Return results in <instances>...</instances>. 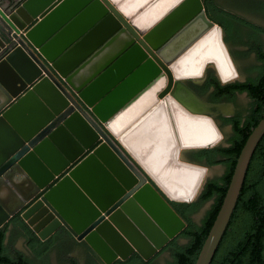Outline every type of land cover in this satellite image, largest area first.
<instances>
[{"label":"water","instance_id":"obj_1","mask_svg":"<svg viewBox=\"0 0 264 264\" xmlns=\"http://www.w3.org/2000/svg\"><path fill=\"white\" fill-rule=\"evenodd\" d=\"M224 36L203 0H0V227L63 225L105 264L162 250L187 226L170 202L208 181L187 154L224 140L185 85L239 79ZM263 137L264 117L195 264L212 263Z\"/></svg>","mask_w":264,"mask_h":264},{"label":"trees","instance_id":"obj_2","mask_svg":"<svg viewBox=\"0 0 264 264\" xmlns=\"http://www.w3.org/2000/svg\"><path fill=\"white\" fill-rule=\"evenodd\" d=\"M208 17L222 26L224 31L230 30V20L237 19L264 31L261 27L251 24L226 12L214 0H203ZM258 58L263 63L259 76L246 82L222 84L217 78H212L208 86H215L217 98L221 96L234 100L237 93H246L253 101L246 117L241 114L227 118L226 123L233 128V135L228 147L201 149L197 155L199 161L205 160L208 166L223 164L226 171L220 179L208 180L199 198L192 203L172 202L177 213L187 223L180 236L189 240L187 245L173 249L174 261L171 264H195L201 249L208 237L214 222L221 210L227 191L235 172L238 158L254 128L264 117V51L258 50ZM212 202L202 224H196L191 214L199 210L205 203ZM9 223L0 227V264H50L47 250L43 249L46 241L33 235L29 244L34 258H29L20 252L7 251ZM29 233H32L30 229ZM14 245L15 239H11ZM60 260L64 264H78L75 258H68L61 253ZM211 264H264V137L259 142L247 176L231 218L228 228L221 240Z\"/></svg>","mask_w":264,"mask_h":264},{"label":"flooded vegetation","instance_id":"obj_3","mask_svg":"<svg viewBox=\"0 0 264 264\" xmlns=\"http://www.w3.org/2000/svg\"><path fill=\"white\" fill-rule=\"evenodd\" d=\"M214 1L218 5V7H221L223 10L229 12L231 15L239 17L240 19H245L251 24H254L245 15L239 12L238 9L227 7L217 2L216 0ZM236 3L237 5L240 6L244 5V7H248L250 9L254 8V9L264 10V1L237 0ZM229 28L230 30L225 31L224 39L229 47L230 53L237 65L238 70H239L238 60L242 58L244 59L245 56H248L249 54H254L258 61V66L255 68L256 71H254V73L256 72V74L258 75V73H260L261 66H263V63L259 60L257 51L258 50L264 51V31L263 32L259 31L253 28L251 25L238 21L237 19L230 20ZM261 28L264 29V27ZM244 30L252 31L253 35L251 36L249 33L247 36H244L243 33ZM239 73H240V77L235 82H246L249 79L256 78V74L254 75L252 71H248V73L245 76L246 77L245 80L242 81L241 80L242 74L240 70ZM212 78H217L220 81L216 71L210 69L208 70L204 78L188 80L187 82H185V85L188 86L190 90L193 91L199 98L198 100L196 98H192L189 96V98H187V101L192 102L191 104L197 110L213 113L214 118L219 123V126L222 129V131L224 132L225 128L230 126L231 127L230 129L232 130L233 133L232 126L226 123L225 120L227 118L235 117L239 114H241L243 117H246L248 115V112L241 111L236 106L238 105L239 97L244 93H237L234 97V100H229L227 97H223V96L217 98L218 95H216L217 93L215 86H208V83L211 81ZM212 105H222V108L213 107ZM231 137L225 138V132H224V140L219 146L223 147L222 146L223 142L226 140L229 142ZM199 152L200 150L191 151L187 154V158L199 163L204 162V164L207 165V162L205 160L201 162L197 159V155L199 154ZM170 204L175 209L174 204L172 202H170ZM196 213L197 211L191 214V218L193 221ZM8 223H9V228L7 233V239L5 241V245H7V251L9 252L13 251V247L10 243L11 239H15V242L22 240L27 250L24 251L16 250V252L23 253L29 258H34L33 251L31 250L29 244L31 242V238L33 235H36L38 238H40L39 235L33 230V228L25 220L22 219L20 214H17L14 217H12L8 221ZM30 229L32 230V233H29ZM181 239H183L182 236H180V234L177 235V237L172 239L162 250H160L158 253H156L153 257H151L148 260L144 259V257L139 252L134 251L127 259L123 260L122 258L119 257L112 264H156L157 261L162 259V257L165 256L166 254L169 253L173 255V249L176 248V245L182 246V243L180 241ZM42 241H46L45 245L43 246V249L49 251L48 252L49 258H51L52 254H54L56 258L60 259L61 253H64L65 256L68 258L77 259L75 257V252L79 251L85 256L83 264H105L104 260L98 254L95 253V251L88 245V243L85 240L83 239L79 240L77 237L73 236V234L63 225L60 226L46 240H42ZM37 263L42 264L41 260L39 259Z\"/></svg>","mask_w":264,"mask_h":264},{"label":"rangeland","instance_id":"obj_4","mask_svg":"<svg viewBox=\"0 0 264 264\" xmlns=\"http://www.w3.org/2000/svg\"><path fill=\"white\" fill-rule=\"evenodd\" d=\"M217 2L227 6V7H231L234 9H238L239 12H241L243 15H245L252 23L264 27V10L262 9H254V8H248V7H244V5H237L236 1L237 0H216ZM258 1H264V0H258ZM244 36H247L249 33L252 36L253 32L250 30H244ZM238 66H239V70L242 74V78L241 80H245V76L248 73V71H252L253 74L255 75L256 72L254 73L255 68L258 66V61L255 57L254 54H249L248 56H245V58L243 59H239L238 60ZM259 76L256 74V78ZM253 104L252 99L246 94H242L239 97V101H238V105H236L241 111L244 112H250L251 106ZM231 127H226L225 128V138L226 137H231L233 135L232 130L230 129ZM223 147H228L230 146V143L226 140L223 142ZM226 171V166L223 164H218V165H214V166H210L209 169V177L208 180H214V179H220L224 173ZM212 202H208L205 203L204 205H202L199 210L197 211V213L194 216V222L198 225L202 224L207 212L209 211V209L211 208ZM183 239H181V243L182 245H187L189 243V240L182 237ZM16 243V244H15ZM14 245H12L13 247V253L16 252V250H20V251H24L27 250L25 247V244L22 240H19L17 242H15ZM11 252V253H12ZM75 257L78 260V264H83L84 263V258L85 256L80 253L79 251L75 252ZM51 264H64L60 259L56 258V256L54 254H52V257L50 258ZM174 258L172 254H166L165 256L162 257V259L158 260L156 264H171L173 263Z\"/></svg>","mask_w":264,"mask_h":264},{"label":"bare ground","instance_id":"obj_5","mask_svg":"<svg viewBox=\"0 0 264 264\" xmlns=\"http://www.w3.org/2000/svg\"><path fill=\"white\" fill-rule=\"evenodd\" d=\"M191 103H192V102L188 101V104H189L192 108H194V106H193ZM195 106H196V105H195ZM196 107H197V106H196ZM224 107H225V106H224ZM228 109H229V108H228ZM158 119H159V118H158ZM158 119H156L154 122L158 121ZM155 136H156V138H157V137L159 138L161 135H160V136L155 135ZM158 138H157V140H158ZM160 140L162 141V137L159 138V141H160ZM192 187H194V185H193Z\"/></svg>","mask_w":264,"mask_h":264},{"label":"crops","instance_id":"obj_6","mask_svg":"<svg viewBox=\"0 0 264 264\" xmlns=\"http://www.w3.org/2000/svg\"><path fill=\"white\" fill-rule=\"evenodd\" d=\"M202 162V161H201ZM204 164V162H202Z\"/></svg>","mask_w":264,"mask_h":264}]
</instances>
